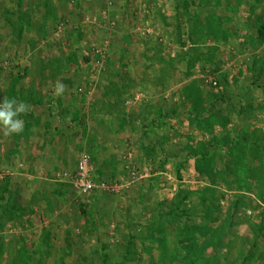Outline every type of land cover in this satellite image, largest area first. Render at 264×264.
Returning a JSON list of instances; mask_svg holds the SVG:
<instances>
[{"label":"rangeland","instance_id":"rangeland-1","mask_svg":"<svg viewBox=\"0 0 264 264\" xmlns=\"http://www.w3.org/2000/svg\"><path fill=\"white\" fill-rule=\"evenodd\" d=\"M5 97L0 264H264V0H0Z\"/></svg>","mask_w":264,"mask_h":264},{"label":"clouds","instance_id":"clouds-1","mask_svg":"<svg viewBox=\"0 0 264 264\" xmlns=\"http://www.w3.org/2000/svg\"><path fill=\"white\" fill-rule=\"evenodd\" d=\"M65 91V85L59 80L54 85V95L59 96ZM31 111V106L15 98L5 97L0 102V132L5 137L20 135L24 132L25 123L20 118Z\"/></svg>","mask_w":264,"mask_h":264},{"label":"built area","instance_id":"built-area-1","mask_svg":"<svg viewBox=\"0 0 264 264\" xmlns=\"http://www.w3.org/2000/svg\"><path fill=\"white\" fill-rule=\"evenodd\" d=\"M99 54L100 51H97ZM98 63H101L98 61ZM64 179L68 181L80 194L90 195L96 191L111 192L114 187H109L106 183H97L94 178V167L89 157L80 159L73 173H65Z\"/></svg>","mask_w":264,"mask_h":264},{"label":"crops","instance_id":"crops-1","mask_svg":"<svg viewBox=\"0 0 264 264\" xmlns=\"http://www.w3.org/2000/svg\"><path fill=\"white\" fill-rule=\"evenodd\" d=\"M129 105V104H128ZM49 119H50V117H49ZM51 120V119H50ZM55 121V120H54ZM79 122V121H78ZM89 122H91V121H88L84 126H85V128H87V126L90 124ZM79 125H81V123H79ZM58 127H60V130H62L64 127H61L60 125H58ZM69 132H71V133H75V130H74V127H71V126H68V127H65ZM65 129V130H66ZM52 133H50L52 136H53V138L54 137H56L55 135H57V136H59L60 134H61V132L59 131V130H56V128L53 130V131H51ZM81 135H86V132H85V130L81 133V134H79V136H77V138L78 137H80Z\"/></svg>","mask_w":264,"mask_h":264}]
</instances>
